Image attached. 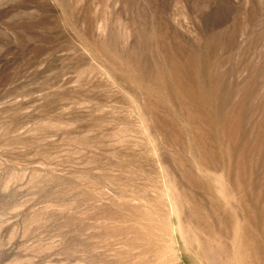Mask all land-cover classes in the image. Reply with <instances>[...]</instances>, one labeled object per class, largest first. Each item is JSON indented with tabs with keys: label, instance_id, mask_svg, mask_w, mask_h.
Segmentation results:
<instances>
[{
	"label": "rangeland",
	"instance_id": "rangeland-1",
	"mask_svg": "<svg viewBox=\"0 0 264 264\" xmlns=\"http://www.w3.org/2000/svg\"><path fill=\"white\" fill-rule=\"evenodd\" d=\"M0 264H264V0H0Z\"/></svg>",
	"mask_w": 264,
	"mask_h": 264
}]
</instances>
